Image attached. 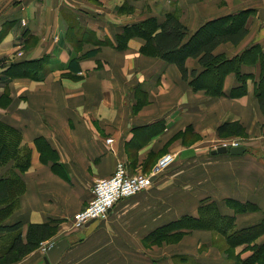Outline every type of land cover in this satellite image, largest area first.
<instances>
[{"label":"crops","instance_id":"1","mask_svg":"<svg viewBox=\"0 0 264 264\" xmlns=\"http://www.w3.org/2000/svg\"><path fill=\"white\" fill-rule=\"evenodd\" d=\"M173 1L187 14L188 22L181 21L192 32L215 19L255 10L256 23H250L246 38L238 45L220 46L216 54L234 58L253 45L264 48V0H155L164 9ZM125 2L149 8L151 0H102L99 8L88 0H0V32L8 30L0 42V101H7L0 105V121L18 128L23 144L32 149L31 167L23 175L26 192L9 222L25 226L59 222L60 231L49 241L67 240L69 246L57 264H177L176 259L178 264H189L191 258L196 264H223L227 257L212 247L206 231H192L174 245L156 246L148 237L183 216H197L200 202L207 198L216 201L228 216L235 213L226 206L227 199L255 203L260 211L236 215V223L245 228L261 222L264 116L254 83L248 81V93L242 98H214L204 91L194 92L175 65L142 55V40L133 39L126 51H117L116 35L122 27L140 21L135 14L129 18L117 15ZM150 10L159 24L165 21V15ZM73 27L86 29L81 30L83 36L94 34V42L84 47L83 54L99 49L95 57L80 62V80L66 75L75 54L66 40ZM18 51L23 52L20 59H16ZM45 55L50 56L51 70L44 80L3 77L6 62L1 60L10 64ZM188 67L201 71L195 60L188 61ZM250 71L255 73L249 67L244 70ZM236 85V77L229 75L225 93L229 95ZM3 94H9V99ZM142 102L141 110L134 112ZM160 121L165 122V130L141 149L133 147L134 153L129 154L128 144L136 129ZM227 121L240 122L256 137L241 156L209 157L205 149L196 151L178 143L166 148L172 137L187 128L201 135ZM39 138L57 151V169L53 162L42 163L35 145ZM170 150L179 153L177 165L157 177L148 189L119 201L106 220L74 229L73 217L92 200L98 179L111 177L120 161L132 174L144 172ZM6 172L1 170L0 178ZM236 251L242 259L251 255L242 253L243 247ZM46 254L37 250L15 264H45Z\"/></svg>","mask_w":264,"mask_h":264},{"label":"trees","instance_id":"2","mask_svg":"<svg viewBox=\"0 0 264 264\" xmlns=\"http://www.w3.org/2000/svg\"><path fill=\"white\" fill-rule=\"evenodd\" d=\"M123 8V7H122ZM121 8V9H122ZM255 10H243L208 22L196 32H190L180 19L177 11L166 13L162 24L156 17L147 18L122 28L116 35L115 49L123 52L129 48V42L139 39L144 42L141 54L147 57L159 58L167 64L175 65L184 81L194 92L204 91L208 96L229 97L239 99L248 93V81L254 83V93L260 110L264 116V48L256 44L245 49L240 55L228 58L225 53L216 54L217 49L225 44L238 45L249 34V19ZM76 30L75 27L71 28ZM80 32V31H79ZM8 30L0 32V42ZM83 37V32H80ZM81 40V38H79ZM79 51V50H78ZM75 53V52H74ZM99 49L88 51L82 55L73 54L67 69L71 79H81L80 62L95 57ZM50 56L29 61L3 64V77L8 80L30 79L42 81L50 72ZM196 60L201 68L189 70L187 62ZM255 70L246 73L245 68ZM229 75H234L237 84L227 95L224 91ZM1 80V78H0ZM9 99V94H3ZM7 104L0 101V105ZM143 102L136 105L135 111H140ZM166 124L160 121L145 128H137L134 139L128 144L131 151L144 147L152 137L165 130ZM264 128V124L262 125ZM245 130L239 122H224L218 127V135H244ZM179 135V134H178ZM177 136V135H176ZM35 145L41 154L42 163L53 162L57 169L58 153L44 139L39 138ZM32 149L23 144L22 132L4 121H0V171L7 169L0 178V264H15L37 251L41 244L49 241L60 230L57 221L41 224L22 222L10 223L8 219L20 208V198L26 192L23 175L31 167ZM226 206L234 211V216L222 213L219 204L209 198L200 202L198 215H186L179 220L158 228L148 240L153 245L177 243L192 231H209L221 237L225 242L224 254L233 264H264V217L261 222L238 228L236 215L256 213L260 209L252 202L225 200ZM243 247V252L251 255L242 259L236 250Z\"/></svg>","mask_w":264,"mask_h":264},{"label":"rangeland","instance_id":"3","mask_svg":"<svg viewBox=\"0 0 264 264\" xmlns=\"http://www.w3.org/2000/svg\"><path fill=\"white\" fill-rule=\"evenodd\" d=\"M89 3L92 5V6H95V7H101L102 5V0H88ZM148 5L150 6L149 8L148 7H143V4L138 7V8H135L134 6L130 5L128 2H125L121 7H119L117 10H116V13L118 16H121V17H125V18H129L131 15H134L137 16V19H139L140 21L141 20H146L147 18H151V17H155V16H150L152 14L150 8H155L157 11V13H161L163 16L166 15V13L168 12H172V11H177V13L179 14L180 16V19H182V21L186 24L188 22V19L187 18V14H185V12L183 11V9L180 7V5L178 4V2H175L173 1L171 4H169L168 6L169 7H162V5H159V2H155V0H151L150 3H148ZM123 7V8H122ZM122 8V9H121ZM138 11V12H137ZM149 11V12H148ZM154 12V10H153ZM256 11L255 13L253 14V16L250 17L249 19V25L250 23H252V25H254L256 22H255V19H256ZM134 16V17H135ZM166 18V16H165ZM138 22V21H137ZM183 23V24H184ZM184 24V25H185ZM23 25H25V22L23 21ZM126 25H129V24H126ZM125 26V25H124ZM187 26V25H186ZM123 28V27H122ZM188 28V27H187ZM259 26L256 27V31L258 30ZM81 30H86L84 28H81L80 29V32H83ZM188 30L190 31V29L188 28ZM261 31V29L259 30ZM78 29L76 30H72L71 32H68L67 33V36H66V40L68 42V44L71 46L72 50L74 49L75 51V54H79V55H82L83 54V49L84 47L88 44V43H92L94 41H92L91 37H94V34L92 33H89L87 32L83 37H80V33ZM192 32V31H190ZM193 33V32H192ZM81 38V40L79 39ZM109 41L103 43V42H100L98 43L97 45H104V44H108ZM79 50V51H78ZM227 53V52H226ZM23 52L21 51H18V53H16V59H20L22 56ZM228 54V53H227ZM143 55V54H142ZM225 56H227L225 54ZM147 57V56H146ZM1 61H5L6 64H8L7 60L6 59H3ZM190 61V60H189ZM196 62V60H195ZM187 66H188V62H187ZM189 68V67H188ZM190 70V69H189ZM30 80V79H29ZM80 80V79H78ZM32 81V80H31ZM191 88V87H190ZM207 95V94H206ZM208 96V95H207ZM219 98V97H218ZM230 122V121H229ZM234 122H238V121H234ZM240 123V122H239ZM223 124V123H221ZM219 124V126L221 125ZM264 124V123H263ZM218 126V127H219ZM243 126V125H242ZM218 127L215 129V130H211V131H208L206 133H202L201 132V135L200 134H196L194 133L193 134V131L190 128H187L186 130L180 132L177 134V136H174L170 139V141L168 142V144L166 145V148H169V147H173V145L175 144H181L182 146H185V147H189V148H196V151L197 150H200V149H205L207 150L206 153H208L207 155H209V157H211V151L215 150L217 147L219 146H222L224 144H232L234 142H237V143H240L241 145H244V146H247L248 144L254 142L255 138L254 136H252L251 134H249L248 130L246 129V127H244V130H245V134L244 135H236V136H224V137H220L218 135ZM262 130H264V128L262 127ZM213 132V133H212ZM202 143L200 145H195L199 142ZM213 149V150H211ZM134 151H129V154H133ZM174 155L175 156V161L174 163L171 165V166H175L177 165L176 163V160L178 159L179 157V153H176V152H173V151H168L167 154L165 153V155H162L161 157H159L157 159V161L155 162V164H153L152 167H149L147 170H145L144 172H139L137 174H146V175H149L151 176L152 173H153V170L156 166H158V164L161 162V160L167 156V155ZM171 166H169L167 169H169ZM166 169V170H167ZM165 170V171H166ZM164 171V172H165ZM164 172H162L161 174H163ZM133 173V172H132ZM131 173V174H132ZM160 176V175H159ZM159 176H155V177H152L156 180L157 177ZM152 178H151V182H150V185L153 184V182L155 181H152ZM16 212H14L15 214ZM14 214L8 219V222L12 219V217L14 216ZM60 231V230H59ZM208 233H210L211 235V238H212V247L214 248H217L218 251L220 250L223 254V256L225 257L226 255L224 254V249H225V242L223 241V239L221 237H218L216 234L212 233V232H209V231H206ZM58 234V233H57ZM56 234V235H57ZM189 234V233H188ZM186 234V235H188ZM55 235V236H56ZM185 235V236H186ZM54 236V237H55ZM184 236V237H185ZM54 237H52L50 240L54 239ZM183 239V238H182ZM182 239L177 242V243H171L172 245L174 244H178L182 241ZM51 244H53L51 241H47L46 245L44 246H40V248L38 249V251L40 253H44V249L49 247ZM165 244H168V243H163L161 245H156V246H163ZM240 250V249H239ZM236 254H237V251H236ZM227 257V256H226ZM191 260H193L191 258ZM187 261L189 264H196L195 263V260L193 261ZM201 260V259H199ZM227 262H224L223 264H233L232 261H229L227 260V258L225 259ZM202 261V260H201ZM175 263H179V259H176L175 260Z\"/></svg>","mask_w":264,"mask_h":264},{"label":"built area","instance_id":"4","mask_svg":"<svg viewBox=\"0 0 264 264\" xmlns=\"http://www.w3.org/2000/svg\"><path fill=\"white\" fill-rule=\"evenodd\" d=\"M113 140L109 139L108 143ZM240 143L224 144L222 146H240ZM175 161L174 155L165 156L153 170L151 176L146 174H131L125 162L120 161L114 174L109 178L98 179L92 188L93 198L88 206L77 212L73 217V226L76 230H82L88 224L95 221H104L108 218L112 208L121 200L132 198L148 189L151 178L161 175ZM47 242L41 245H46ZM44 249L47 253L49 248Z\"/></svg>","mask_w":264,"mask_h":264},{"label":"water","instance_id":"5","mask_svg":"<svg viewBox=\"0 0 264 264\" xmlns=\"http://www.w3.org/2000/svg\"><path fill=\"white\" fill-rule=\"evenodd\" d=\"M247 151L246 146L240 145V146H219L215 150L211 152L213 156L216 155H231V156H241L245 154ZM155 179L152 178V181ZM69 244L67 240H62L60 242H57L56 244H53L47 251V254L44 258L45 264H57L60 260L61 256L64 254V252L67 250Z\"/></svg>","mask_w":264,"mask_h":264}]
</instances>
